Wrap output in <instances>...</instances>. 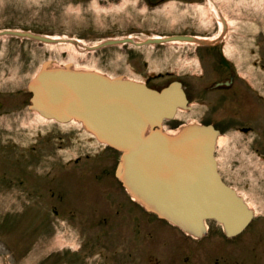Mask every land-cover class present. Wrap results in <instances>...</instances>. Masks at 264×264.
I'll list each match as a JSON object with an SVG mask.
<instances>
[{
  "label": "rangeland",
  "instance_id": "1",
  "mask_svg": "<svg viewBox=\"0 0 264 264\" xmlns=\"http://www.w3.org/2000/svg\"><path fill=\"white\" fill-rule=\"evenodd\" d=\"M154 3L155 0H0V30L11 28L70 37L86 45L124 36L144 39L192 34L217 38L221 35V23L211 11L216 8L227 21L226 32L221 36L224 53L235 63L240 75L247 77L252 73L253 60L258 61L260 52L264 51V0ZM76 47L0 36V103H3L0 107V264H109L110 261L107 240L102 236L94 237L97 226L82 228L81 233L61 224L64 220L59 214L49 213L51 206L60 204L55 197H46L48 189L53 188L49 183L52 176L57 178L63 174L58 164L56 169L50 170L51 159L67 160L80 155L83 161L90 159L85 158L89 156L100 163L101 169L106 158L115 165L119 152L95 141L78 122L58 124L27 111L29 100L26 105L24 100L30 93L26 84L44 60L50 59L57 66L69 62L77 69L122 75L147 82L156 89L177 79L186 91H192L193 85L201 87V82H195L194 77L201 69L209 67L208 59L204 63L197 57L203 48L188 43L141 47L124 44L95 51L78 46L79 53L75 52ZM254 72L258 83L261 81L264 86V70L259 71L254 65ZM254 87H258L255 82ZM261 91L264 93L263 89ZM192 103V111L179 110L174 119L164 122V130L175 132L187 123L213 119L217 125H222L218 117L213 118L216 111L209 116L204 112L203 101L193 96ZM64 131L73 139L66 136L61 146L54 145L53 150L45 132L58 137L67 135ZM38 133H43L44 137L39 143L36 142ZM220 136L223 144L216 147L219 168L225 180L254 206L256 217L233 239L224 237L220 226L213 221L208 222V233L201 240H193L161 221L162 235L173 238L169 242L162 236V241L155 243L161 253L157 257L159 264H264V164L252 161V153L237 131L224 129ZM66 170L64 174L81 173L83 178L90 174L80 165L66 167ZM254 175L263 182L256 185ZM112 182L114 204L120 203L127 213L136 212L135 203L128 199L123 186L116 179ZM88 190L98 191L95 181ZM84 212L88 213L79 218L87 216L96 221L102 215L99 211ZM111 212V209L105 212L104 217L115 220ZM154 222L159 221L154 219ZM143 238L141 236V240ZM148 239L145 238L144 244L149 245ZM141 263L149 264V257Z\"/></svg>",
  "mask_w": 264,
  "mask_h": 264
},
{
  "label": "water",
  "instance_id": "2",
  "mask_svg": "<svg viewBox=\"0 0 264 264\" xmlns=\"http://www.w3.org/2000/svg\"><path fill=\"white\" fill-rule=\"evenodd\" d=\"M222 16V15H221ZM216 39L190 34L107 38L87 51L131 44L136 47L172 41L212 45ZM0 36L45 44L74 43L29 30L2 29ZM28 110L58 123L76 121L99 143L119 152L115 177L133 201L186 235L202 238L208 222L218 224L227 237L241 233L254 218V209L226 184L216 159L220 131L212 124L190 122L170 134L163 124L179 110H189L182 83L170 81L159 89L122 75L109 76L72 63L53 65L44 60L26 85Z\"/></svg>",
  "mask_w": 264,
  "mask_h": 264
},
{
  "label": "flooded vegetation",
  "instance_id": "3",
  "mask_svg": "<svg viewBox=\"0 0 264 264\" xmlns=\"http://www.w3.org/2000/svg\"><path fill=\"white\" fill-rule=\"evenodd\" d=\"M161 1L163 0H155L153 5H157ZM196 46L203 48L201 49L202 51H199V54H197L198 59L202 60L204 63L205 59H208L209 67L201 69V71L195 75V82H201V87L193 85L192 91H186L184 84L178 80L182 83V87L190 106V109L187 111H192L194 108V104H190L193 96L203 101L204 112L209 116L216 111L215 113L217 114L214 115L213 118L218 117L222 125H217L214 119L203 124H212L214 128L220 131V133H222L224 129L237 131L238 134L241 135V139L245 141L250 149L252 153V161L264 164V93H262V91L260 92L262 89L264 92V86L261 85V81L258 83L257 80L259 79L254 76V65L258 66L259 71L260 69L261 71L264 70V51L260 52L261 56L258 57V61L253 60L251 68L252 73L246 77V75L239 74V70L237 71L235 63L224 53V43L222 40L219 39L212 45ZM254 82L258 87H254ZM28 100L29 98L24 100V105L27 104ZM2 104L3 103L1 102L0 107ZM218 109L221 110L219 111ZM27 111L29 110L27 109ZM29 112L33 113L31 111ZM55 127L60 128L59 126ZM0 130H2L1 127ZM64 133L67 134L68 132L64 131ZM42 134L43 133H38L36 136V142L39 143L38 140H41L40 142L43 141L44 137ZM44 135H46L48 141L51 142L53 150L54 145L55 147L57 144V147L61 146L62 141L65 140L64 138L66 136H71L67 134L65 136L59 135L58 137H55L53 134L47 132H45ZM17 143L18 142H13L15 146L18 145ZM85 158L90 159H85L83 160L84 162L80 161L82 159L80 155L67 160L61 158L62 161L60 158L51 159L52 167H50V170L56 169V165L58 164L59 166H62L61 171L63 174L57 178L56 176H52L53 179H51L49 183V187L53 188L48 189L49 196L46 195V197H55L56 200L60 202L57 206H51L49 208V213L52 215L59 214L62 220H64L61 224L70 229H77L79 232H81L80 229L82 228H92L97 226L98 232L97 234H94V237L98 238L99 236H102L107 240L105 243L108 244L107 253L110 258L109 264H142L141 261H146V258L148 257L149 264H159L160 262L157 257H159L161 253H158L159 246L157 247V244L155 243L159 241V239L162 241V236H166L165 238H167L169 242H171L170 240L173 238L169 235H162L163 227H161V225L163 224L161 221L164 220L158 218L153 213L150 215V212L145 210L135 201V204H133L136 206V212L127 213L122 209L120 203L114 204V199L112 197L114 183L112 180L114 179L115 181L116 179L121 184L114 174L116 164H112V162L106 158L105 162L102 161V167L99 169L100 163L97 160L89 156H86ZM16 161L18 162V160ZM78 165L85 166L86 171L90 172L86 178H83L81 173L74 175L64 174L67 171L66 167ZM218 170L222 180L230 185L225 180L224 174L219 168V163ZM256 177L257 175H254L256 185L258 182H263V180ZM93 181H95V188L98 190L96 192L88 190ZM44 185L46 184L44 183ZM31 187L34 188L35 185H31ZM77 189L79 190L77 191ZM236 191L239 193L237 189ZM41 195L43 198L45 197V194L42 193ZM128 199L130 200L131 197L128 196ZM110 209L115 220L109 219L108 216L106 218L104 217L105 212L110 211ZM84 211H91L90 213L99 211L102 215L96 221L87 216L79 218L81 217V214L88 213ZM136 217L137 219H135ZM255 217L256 212L254 210V218ZM131 218H133L132 222L130 221ZM154 219L159 222H154ZM164 222L165 224L172 226L166 221ZM221 232L227 239H233L240 234L227 237L222 229ZM183 234L186 235L185 233ZM141 236L149 238V245L147 243L144 244L145 238L141 240ZM204 237L191 238L193 240H201ZM153 259H155V261H153ZM167 264H170V262Z\"/></svg>",
  "mask_w": 264,
  "mask_h": 264
},
{
  "label": "bare ground",
  "instance_id": "4",
  "mask_svg": "<svg viewBox=\"0 0 264 264\" xmlns=\"http://www.w3.org/2000/svg\"><path fill=\"white\" fill-rule=\"evenodd\" d=\"M212 4V3H211ZM211 11H212V13L214 14V15H216V17H217V19L219 20V23H221L220 25H221V27H222V22H221V18L220 17H222L218 12H217V10H216V8H213V10L211 9ZM225 19V18H224ZM226 20V19H225ZM226 23H227V21H226ZM7 37V36H6ZM56 38H65V37H56ZM76 40H78V39H76ZM167 43H188V44H194V45H197V44H195V43H192V42H183V41H172V42H167ZM218 43V42H217ZM58 44V43H57ZM67 44H70V45H75V46H77L76 48L77 49H75V52H77V53H79V52H81L80 50L81 49H79V48H83V46L84 45H86V44H84L81 40H78V43L77 44H74V43H67ZM78 46H79V48H78ZM84 49V48H83ZM85 50V49H84ZM188 61V60H187ZM77 69V68H76ZM88 70V69H87ZM36 115V114H35ZM178 115V114H177ZM39 116V115H38ZM44 120V119H43ZM52 121V120H51ZM50 121V122H51ZM46 122H47V120H46ZM74 122H76V121H74ZM69 125H70V123H69ZM72 125V124H71ZM82 127V126H81ZM73 128V127H72ZM78 128V127H77ZM74 129V128H73ZM178 131V130H177ZM177 131H175V132H168V133H170V134H173V133H176ZM86 136H87V133H86ZM92 136V135H91ZM90 141V140H89ZM223 144V140L221 139V136H219L218 137V140H217V147L218 146H221ZM104 148V147H103ZM243 196V195H242ZM248 205L251 207V208H253L252 207V205H250L249 203H248ZM254 209V208H253ZM253 222V221H252ZM241 235V234H240Z\"/></svg>",
  "mask_w": 264,
  "mask_h": 264
}]
</instances>
